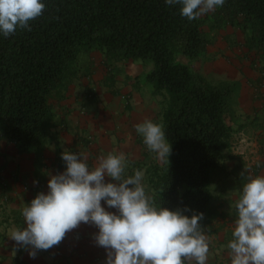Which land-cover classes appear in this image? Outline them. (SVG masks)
<instances>
[{
    "label": "trees",
    "instance_id": "1",
    "mask_svg": "<svg viewBox=\"0 0 264 264\" xmlns=\"http://www.w3.org/2000/svg\"><path fill=\"white\" fill-rule=\"evenodd\" d=\"M43 15L0 37V135L18 154L35 151L36 195L43 192L48 170L43 151L55 123L54 91L76 74L82 51L99 50L113 61L153 63L146 80L161 95V125L172 152L163 164L148 169V188L156 205L203 213L204 233L221 214L212 204V174L232 147L239 100L236 82L213 84L178 55L197 60L209 39L203 17L189 21L180 5L164 0H44ZM217 27L232 26L246 34V47L264 74V0H226L214 10ZM56 174L65 168L57 148ZM236 182L242 190L247 177ZM49 253V250L45 251Z\"/></svg>",
    "mask_w": 264,
    "mask_h": 264
},
{
    "label": "clouds",
    "instance_id": "2",
    "mask_svg": "<svg viewBox=\"0 0 264 264\" xmlns=\"http://www.w3.org/2000/svg\"><path fill=\"white\" fill-rule=\"evenodd\" d=\"M164 3L180 5L181 16L192 21L224 6L226 0ZM45 8L44 0H0V37L8 38L18 29L31 31L30 22ZM135 131L157 159L167 161L172 145L161 124L145 120L135 125ZM61 159L64 171L51 176L47 192L38 193L23 208L26 226L10 231L14 252L23 249L35 259L83 223L98 229L93 239L105 249V264H208L209 241L201 225L204 214L188 215L187 208L156 205L143 184L144 172L138 169L126 175L123 154L98 157L94 168L84 153L64 151ZM235 210L227 244L231 264H264V175L247 179Z\"/></svg>",
    "mask_w": 264,
    "mask_h": 264
},
{
    "label": "crops",
    "instance_id": "3",
    "mask_svg": "<svg viewBox=\"0 0 264 264\" xmlns=\"http://www.w3.org/2000/svg\"><path fill=\"white\" fill-rule=\"evenodd\" d=\"M80 57L81 54L78 60ZM86 57L90 59L85 65L86 70H82L83 62L79 60L76 74L67 78L52 94L55 123L43 151L48 170L43 192L48 190L49 178L56 175L52 163L56 160L58 148L61 153H84L93 168L98 157L109 153L123 154L127 163L126 175L142 170L143 184L152 196L148 188V169L165 161L157 159L156 154L147 149L143 138L136 133L135 125L145 120L161 124V103L151 93L148 97L134 93L129 85V77H138L146 68L141 61L138 64H133V60L111 62L100 51ZM121 70H125L127 76L120 75ZM120 90L123 93L118 97ZM247 92L242 90L238 99L242 110L248 112L244 121L246 133L237 131L244 134L240 138V135L234 136L235 132L234 143L235 139L238 142L225 152L226 157L212 174V204L221 214L212 224L213 232L205 233L210 247L208 264H231L227 244L235 226V202L242 191L236 182L235 168L239 160L242 161L240 174L247 178L264 175V89L253 91L250 99ZM119 98L125 100L123 106L117 100ZM103 101L108 107L103 106ZM88 102H94L93 106ZM88 109L95 111L88 114ZM95 112L109 113L110 118L102 123ZM234 127L240 130L236 121ZM34 158L35 151L20 155L15 145L0 135V264H105V249L96 245L93 236L98 229L91 224H80L67 233L59 245L49 249V253L40 251L35 259L23 249L13 251L15 242L8 235L13 229L26 226L21 213L36 195Z\"/></svg>",
    "mask_w": 264,
    "mask_h": 264
},
{
    "label": "rangeland",
    "instance_id": "4",
    "mask_svg": "<svg viewBox=\"0 0 264 264\" xmlns=\"http://www.w3.org/2000/svg\"><path fill=\"white\" fill-rule=\"evenodd\" d=\"M214 14L215 11H212L206 15L201 16L204 19L202 30L209 39V44L202 56L197 60H189L186 56L178 55L177 59L183 63L189 64V66L195 72L204 76L210 83L218 84L223 81L229 83L236 82L240 86L239 91H248L247 93L250 99L252 97L253 91L260 92L261 89H264V86H262L264 85V74L257 68L256 64L254 63L255 61L250 56L252 54H250L249 50L246 47V34L243 33L240 29L232 26L217 27L213 22ZM91 53L99 54V50L82 51L80 53L81 57L79 58V60L82 59L83 62V64L81 65L82 70H86L85 65L90 62V59H88L86 55H91ZM79 60L75 62V69L80 67ZM85 61L87 62L85 63ZM133 64H138V61H134ZM142 64L146 68V71L143 74L142 72H139L138 77H129V85H131L134 93H140L143 95V97H148V93L153 94L154 97L158 99L160 104L163 98H161V95L154 94L152 84L146 80V75L153 68V63L151 61H148V63L142 62ZM124 71L121 70L120 75L125 77L127 76V73ZM126 80H128V77H126ZM122 93L123 90H120L117 96L121 97ZM117 100L120 101L122 106L124 105L125 100L121 98ZM104 102L105 101H103L102 103L103 106L108 107V104ZM88 104H90V106H93L94 102H88ZM233 110L236 115V124L240 126V130L239 128H237L236 131H242V133L245 134L246 132L244 131V121L246 119V116L248 115V112L247 110H242L240 100L234 104ZM94 111L95 110L91 111L88 109L87 113L90 114ZM96 116L97 118L102 120V123L105 119L110 118L109 113L103 115L102 113L97 112ZM244 134H241V132H237V134L234 136L240 135L239 137L241 138V136H244ZM235 142H238V140L235 139ZM213 202L215 204V201ZM222 206L223 205H220L219 208H222ZM224 209H226V207Z\"/></svg>",
    "mask_w": 264,
    "mask_h": 264
}]
</instances>
